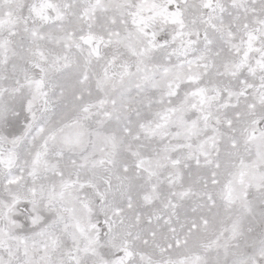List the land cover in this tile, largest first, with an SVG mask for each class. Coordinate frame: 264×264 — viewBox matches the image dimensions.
Returning <instances> with one entry per match:
<instances>
[{"label":"snow or ice","instance_id":"1","mask_svg":"<svg viewBox=\"0 0 264 264\" xmlns=\"http://www.w3.org/2000/svg\"><path fill=\"white\" fill-rule=\"evenodd\" d=\"M0 264H264V0H0Z\"/></svg>","mask_w":264,"mask_h":264}]
</instances>
